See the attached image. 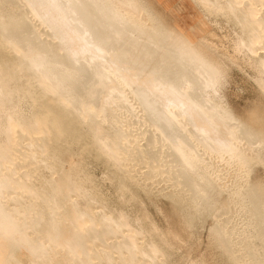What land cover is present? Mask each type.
<instances>
[{
    "label": "bare ground",
    "instance_id": "1",
    "mask_svg": "<svg viewBox=\"0 0 264 264\" xmlns=\"http://www.w3.org/2000/svg\"><path fill=\"white\" fill-rule=\"evenodd\" d=\"M196 2L0 0V264H208L157 222L160 197L225 264H264V29L238 7L260 0H205L221 46ZM228 64L261 92L243 111Z\"/></svg>",
    "mask_w": 264,
    "mask_h": 264
},
{
    "label": "rangeland",
    "instance_id": "2",
    "mask_svg": "<svg viewBox=\"0 0 264 264\" xmlns=\"http://www.w3.org/2000/svg\"><path fill=\"white\" fill-rule=\"evenodd\" d=\"M155 1L157 3L158 1L163 3V5L166 7H169L171 2H173V0H168V3L165 4L163 0ZM192 16L206 20L208 23L206 24V28H212V30L216 33V36L213 40L217 42L219 46L222 45L221 41H231V37L227 36L229 34L228 26L225 24L216 25L215 23V21L218 19L217 13L204 14L201 8L194 7L192 9ZM175 17L178 18L180 22L184 20L187 21L181 22L182 24H191V21L183 17L181 12H175ZM226 45L231 44L228 43ZM228 72L229 75L226 78L225 87L228 101L234 108L243 111L245 107L249 106L252 100L259 98L258 95L261 94L260 89L255 85L252 79L230 64H228ZM243 80L245 81L243 82ZM162 200L163 199L161 197L153 198V202L159 207V210L155 209L153 206H149V209L157 222H159V224L164 229L169 226V232H167L166 229V233L169 238H172L173 241H176L174 240V234H177V245L179 247V252L181 254L193 253L197 257L206 256L208 259V264H225L216 256L217 254H215L214 246L208 243L207 230H202L200 224L198 223L195 224L194 228L190 227L189 229V225L185 223V219L181 216L175 215L172 213V211L169 212L171 208H169V205L167 204L168 202L166 203L167 200ZM191 243L194 245H191Z\"/></svg>",
    "mask_w": 264,
    "mask_h": 264
},
{
    "label": "snow or ice",
    "instance_id": "3",
    "mask_svg": "<svg viewBox=\"0 0 264 264\" xmlns=\"http://www.w3.org/2000/svg\"><path fill=\"white\" fill-rule=\"evenodd\" d=\"M54 7L59 8L60 5H53ZM175 7H182L179 3L174 5ZM31 7L37 9V10H43L46 7H48V5L40 3V4H34L31 5ZM195 7L201 8V9H206L208 7H210V5H208L205 0H197V2L195 3ZM238 7H247L248 11L250 14L253 15V18L255 20H259L261 28L264 29V0H260V5H259V11H257V6L255 4H250V5H238ZM165 15L167 16V14L165 13ZM181 22H187L186 20L181 21ZM240 47H246L243 43H241L239 45ZM261 47H264V44L261 45ZM221 83V76L218 74L217 77L215 78V80L213 81V83L210 85V88H216L219 87ZM181 87V85H176L175 87L172 86H164V85H157L155 88H152L151 91L152 92H156L159 93V95L161 97H165L167 96L169 93L172 94H176L177 92V88ZM171 105L170 103H168L167 101L165 102V109L169 108ZM260 107L262 110H264V95L261 96L260 98ZM160 118L162 120H165L166 117L170 116V112H168L167 110H165L163 113L159 114ZM224 118L229 121L231 124L233 125H239V122L235 119H233L231 117L230 114L228 113H224ZM9 120V124L12 123V118L11 116L8 117ZM22 129L18 126L17 127V132L21 131ZM223 146L228 147L229 144L225 143ZM5 157L4 156H0V160H4ZM5 184L3 181H0V195H2L5 192ZM102 237L99 238L97 240V243H101L102 241ZM89 264H91V262H89ZM99 264H116V261L112 258H108V259H101Z\"/></svg>",
    "mask_w": 264,
    "mask_h": 264
},
{
    "label": "crops",
    "instance_id": "4",
    "mask_svg": "<svg viewBox=\"0 0 264 264\" xmlns=\"http://www.w3.org/2000/svg\"><path fill=\"white\" fill-rule=\"evenodd\" d=\"M163 2L166 4V3H168V0H163Z\"/></svg>",
    "mask_w": 264,
    "mask_h": 264
}]
</instances>
